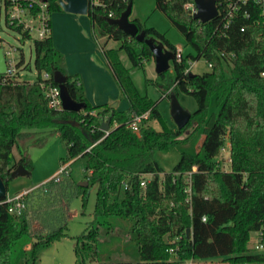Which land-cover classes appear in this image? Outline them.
<instances>
[{
  "label": "trees",
  "instance_id": "1",
  "mask_svg": "<svg viewBox=\"0 0 264 264\" xmlns=\"http://www.w3.org/2000/svg\"><path fill=\"white\" fill-rule=\"evenodd\" d=\"M46 1L49 14L61 10L57 0ZM103 2L104 6L89 5L87 14L96 34L119 42L118 48L102 49V53L128 101L125 110L90 104L78 76L67 73L50 32L32 39L34 81L12 79L5 84L0 74V177L6 187L18 164L32 169L26 156L14 160L13 146L18 138L39 129L58 132L66 147L62 164L84 160L87 181L86 186L80 185L65 167L21 196L20 214L8 211L13 201L0 199V264H35L44 247L66 235L70 200L81 196L84 205L92 186H96L92 220L75 236L74 252L82 264L94 258L95 264H165L171 255L180 261L223 256L226 264L264 261V251L252 252L247 246L250 232L264 225V18L260 5L254 0H217L218 15L202 23L184 7L193 0H155L156 8L195 51L179 63L172 61L173 78L168 70L160 73L163 90H169L165 97L170 92L177 96L180 90L197 103L183 127L171 128L159 112L158 101L139 93L118 55L124 50L130 65L138 67L153 58L150 48L107 21L109 11L118 17L132 1ZM229 3L236 11L227 18ZM132 21L145 37L176 50L163 33L143 26L137 18ZM15 29L30 37L21 25ZM199 57L211 64L210 69L202 74L185 72L187 61ZM57 70L65 77L70 97L84 103L80 111L49 106L38 87L40 80L57 86L53 79ZM43 72L50 77L42 79ZM211 103L216 110L209 111ZM144 112L147 115L136 135L127 123ZM108 118L105 134L100 124ZM153 121L159 128L153 127ZM190 127L191 134L183 138ZM198 127L203 133L198 148L182 152L172 170L163 172L155 159L157 151L187 140ZM226 136L227 171L217 160ZM120 221L128 224L121 253L131 256L130 260L102 258L100 236H111Z\"/></svg>",
  "mask_w": 264,
  "mask_h": 264
},
{
  "label": "rangeland",
  "instance_id": "2",
  "mask_svg": "<svg viewBox=\"0 0 264 264\" xmlns=\"http://www.w3.org/2000/svg\"><path fill=\"white\" fill-rule=\"evenodd\" d=\"M131 1L130 20L137 18L143 26L155 28L163 33L170 43H179L185 49L183 50L184 55L189 52L195 54L194 49L186 44L185 38L180 31L170 24L163 12L156 8L155 0ZM35 34L36 32H33L30 37H24L15 27L6 23V7L3 0H0V45H4L5 48H8V46L14 47L15 50L13 53L16 61L23 59V64L19 67L21 75H16L14 78L16 80L24 79L32 82L36 78L37 72L34 66L35 54L32 47V39ZM121 53L125 57V63L128 65L130 62L125 51L121 50ZM172 63L173 62H170L171 66L168 70V74L173 78L174 69ZM187 64L190 65V72L193 74H202L210 69L203 57H199L195 60L190 59L187 61ZM130 77L133 79V83L137 87V90L142 93L141 95H147L151 100L158 101L159 112L162 117L165 118L167 125L171 128L176 127L175 122L170 116V99L161 96L160 85H163L165 82L161 75L156 73L153 58L145 61L142 66L133 67ZM164 91H166L165 95L167 91L169 92V90ZM177 99H179L180 104L190 113L197 107L195 98L180 90H178ZM110 104L111 103H108V105ZM119 107L120 109H125L121 107V104ZM214 110H216V107L214 103H211L209 105V111ZM152 125L155 129L159 128L157 121H153ZM191 129L192 127L187 129L182 137L185 138L190 135ZM202 136V127H198V129L193 132L192 137L187 140L176 142L164 151L158 150L155 154V159L160 164L163 172H170L172 170V167L178 161L182 152H194L198 148ZM227 141L228 138L226 136L224 150L218 155L220 167L225 170L230 168L229 162L226 161L230 152ZM12 153L14 160L17 161L22 156H26L32 165L29 175L17 176L9 180L7 191L9 195L14 196L24 188L30 186L36 187L45 182L46 177L62 164L61 158L65 157L66 147L58 133L48 129H39L31 130L29 136L18 138L16 144L12 148ZM68 165L69 164L65 165L64 168L68 167ZM83 167V159L73 161L68 167V169L71 170L72 177L77 182L86 181ZM144 177L149 178V175H145ZM95 198L96 186H92L89 189L84 205L81 196H75L70 200L66 235L52 241L48 246L44 247L35 264H82L77 261L74 252L75 236L82 233L92 220ZM127 229V222L120 221L117 223V227L112 232L111 236L110 234L106 236L103 233L101 234L102 243L99 252L102 258L108 257L113 261L130 260L131 256L121 253L124 245L127 243ZM255 239V232H250L248 246H252ZM171 256L172 257L166 264H181L184 262L176 259L173 255ZM222 258L224 257L215 256L208 259L194 260L191 261L190 264H226ZM95 263V258L93 261H85V264ZM247 264H264V261L247 262Z\"/></svg>",
  "mask_w": 264,
  "mask_h": 264
},
{
  "label": "crops",
  "instance_id": "3",
  "mask_svg": "<svg viewBox=\"0 0 264 264\" xmlns=\"http://www.w3.org/2000/svg\"><path fill=\"white\" fill-rule=\"evenodd\" d=\"M49 18L52 43L62 53L67 73L78 76L83 85L85 97L90 104L102 105L111 103L117 110H125L128 107V101L122 96L121 89L102 53V49L118 48L119 42L107 36L96 34L88 14L71 13L61 9L60 11L51 12ZM173 44L175 47H182L179 43ZM182 49L185 50L183 47ZM118 55L123 65L129 68L131 75L132 65L125 63V57L122 55L121 50L118 51ZM160 91L161 96L165 97L166 91L163 90L162 85H160ZM120 104L125 109H120ZM55 132L58 133L57 131ZM227 143L229 146V141ZM227 157H230V152ZM217 160H219V157ZM73 161L75 160L61 164L46 177V180L55 176L65 165L69 164V167ZM229 169L227 168L226 171ZM33 187L35 186L24 188L18 193L26 192ZM7 197H12L8 194V191Z\"/></svg>",
  "mask_w": 264,
  "mask_h": 264
},
{
  "label": "built area",
  "instance_id": "4",
  "mask_svg": "<svg viewBox=\"0 0 264 264\" xmlns=\"http://www.w3.org/2000/svg\"><path fill=\"white\" fill-rule=\"evenodd\" d=\"M245 0H242L244 2ZM257 4L260 5L261 15L264 18V0H254ZM3 3L6 7V19L9 25L17 27L18 25L22 26V30L27 31L30 36L33 32H36L33 38H43L47 36L50 32L48 27V19L49 12L47 10V1L46 0H3ZM89 5H99L104 6L103 0H89ZM185 9L188 13L192 15L195 10L194 3L189 2L186 4ZM36 8L34 12L31 10ZM235 7L233 4L229 3L226 17H232L235 12ZM107 18H115L113 17V12L109 11L107 13ZM4 44V43H3ZM3 50V55L5 57L6 62V71L2 74V82L7 84L8 80H12L16 75H21L20 68L17 66V62L14 57L15 48L12 46H8L5 48L4 45H0ZM184 56L182 47H176L174 51V58L176 62H181L182 57ZM208 63V62H207ZM211 66L210 63H208ZM189 68L185 69V72H188ZM264 74V72H262ZM50 75L47 72H43L41 74L42 79H48ZM38 87L44 92L48 100L49 106L53 108H61V101L59 98V89L58 86H51L46 84L43 81L37 82ZM147 112L139 114V116H134L131 121L127 123V128H129L133 133L138 135L139 133V122L142 118L146 117ZM108 131H105V134ZM221 151L224 150V145L220 148ZM226 161L230 162V157L226 158ZM63 169V168H62ZM61 169V170H62ZM60 170V171H61ZM59 171V172H60ZM149 175V174H146ZM150 176V175H149ZM140 184H144V179L140 181ZM27 192V191H26ZM17 193L12 197H7L4 201L9 202L13 201L14 203L9 206L8 211L13 214H20L24 208L23 202L20 200L21 196L26 193ZM202 220L205 221V216H202ZM256 240L252 246H250L249 250L252 252L264 251V225L262 228L255 231ZM172 248L169 249V252H172ZM192 260H184L181 264H190Z\"/></svg>",
  "mask_w": 264,
  "mask_h": 264
},
{
  "label": "water",
  "instance_id": "5",
  "mask_svg": "<svg viewBox=\"0 0 264 264\" xmlns=\"http://www.w3.org/2000/svg\"><path fill=\"white\" fill-rule=\"evenodd\" d=\"M57 3L61 7L62 10L71 13L77 14H87L89 9V0H57ZM195 10L192 13V16L198 19L200 22L205 23L207 20L215 18L218 15L217 11V0H193ZM131 6L132 2H129L125 9L120 13L118 17L115 18H107L109 23L115 24L119 29L123 32L129 34L130 36L135 37L138 41H143L147 47L150 48L153 54V61L155 65L156 73L160 74L164 71L170 69V62L173 61L174 51L168 49L163 45V43L153 37H145L143 31H139L135 25V23L129 19L131 15ZM6 71V62L5 57L3 55L2 47L0 46V74H3ZM190 74H193L190 72ZM54 82L57 84L59 89V98L61 101V109L67 111H75L78 112L84 107L83 102H77L73 100L64 84L65 77L60 71H55L53 73ZM170 99V116L176 124L177 128L183 127L190 119V112H188L179 102L175 93H171L169 95ZM114 107V105H110ZM109 121L108 118L106 121L100 124V129L102 131H108L109 129ZM30 171L23 165L18 164L11 171V178L17 176H25L28 175ZM80 185L86 186L87 181H80ZM7 196V187L3 180L0 177V199H4ZM187 236L190 234V230H186Z\"/></svg>",
  "mask_w": 264,
  "mask_h": 264
}]
</instances>
